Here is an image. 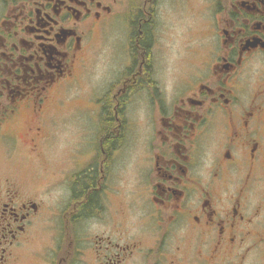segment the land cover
Returning <instances> with one entry per match:
<instances>
[{"label": "flooded vegetation", "instance_id": "af4514ba", "mask_svg": "<svg viewBox=\"0 0 264 264\" xmlns=\"http://www.w3.org/2000/svg\"><path fill=\"white\" fill-rule=\"evenodd\" d=\"M0 264H264V0H0Z\"/></svg>", "mask_w": 264, "mask_h": 264}, {"label": "rangeland", "instance_id": "374dc122", "mask_svg": "<svg viewBox=\"0 0 264 264\" xmlns=\"http://www.w3.org/2000/svg\"><path fill=\"white\" fill-rule=\"evenodd\" d=\"M114 42L112 40L111 34L106 33L102 36V38H97L94 41V45L96 47H100L99 54L94 56L90 55L88 58V71L82 77V84L80 85L79 89L72 96L66 100L64 103H61L59 100V106H62L65 111H70V108L74 106H88L91 105L92 95H94V91L96 88V84L106 77L109 74L111 69L112 56L110 55L109 44ZM91 58V59H90ZM58 110V109H56ZM80 111V110H79ZM87 116L86 114H83ZM73 117L65 116L56 120V122H52V125L49 127V130L52 132L50 138L54 139L53 141V150L50 154V167L49 173L44 174V179H54V180H61L60 171L64 168V164L66 161L64 160V156L60 154L61 144L65 141L67 143H73L75 138L83 137L89 138L91 132V125L90 121H84L77 119L72 120ZM66 121L65 123H63ZM87 123L89 125L86 127ZM83 126V130L81 127ZM89 127V128H88ZM85 159V157H84ZM68 163V162H67ZM55 190H53L51 196L55 197L58 196L60 191L59 184L55 185ZM47 234L42 230L38 232V238L40 241L44 242L47 239ZM34 248V247H33Z\"/></svg>", "mask_w": 264, "mask_h": 264}]
</instances>
